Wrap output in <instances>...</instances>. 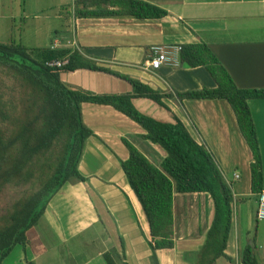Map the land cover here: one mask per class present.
Here are the masks:
<instances>
[{
	"label": "crops",
	"instance_id": "obj_1",
	"mask_svg": "<svg viewBox=\"0 0 264 264\" xmlns=\"http://www.w3.org/2000/svg\"><path fill=\"white\" fill-rule=\"evenodd\" d=\"M86 1L92 0H25L28 9L22 12L25 18L43 16L48 23L61 22V31L54 32L49 48L79 51L99 67L163 92L214 88L216 82L203 66L145 69L144 61L154 44L204 43L238 87L264 88V0H143L167 12L161 18L146 19L77 16V7L96 12L119 9L114 3L117 0L85 5ZM0 12V19L14 18L7 1L0 0ZM60 78L71 87L95 93H128L132 89L124 79L99 70L63 72ZM132 101L142 113L156 119L172 121V113L179 117L193 138L211 152L231 188L232 226L225 254L233 261L222 256L214 264H239L247 245L253 247L258 264H264V220L256 218L258 195L251 192L252 153L229 103L224 99L165 98L168 111L147 98ZM248 105L262 157L264 191V98L249 99ZM81 110L84 123L94 133L86 140L78 166L87 180L66 183L36 226L40 245L36 249L15 247L3 264H25V259L36 264H109L104 255L113 249L120 256L110 255L109 260L116 264H151L149 225L120 165L129 155L123 138L156 166L166 153L144 139L145 130L114 107L84 102ZM172 214L174 247L156 251L159 264H195L213 219V200L208 193L174 192ZM89 227L95 230V238L83 243L71 240ZM40 246L43 248L38 249Z\"/></svg>",
	"mask_w": 264,
	"mask_h": 264
},
{
	"label": "trees",
	"instance_id": "obj_2",
	"mask_svg": "<svg viewBox=\"0 0 264 264\" xmlns=\"http://www.w3.org/2000/svg\"><path fill=\"white\" fill-rule=\"evenodd\" d=\"M96 2L86 1L85 5ZM114 3L118 10L96 12L77 7L75 13L77 16L126 15L137 19L161 18L167 14L143 0ZM64 59L66 62L60 67L46 64ZM181 64L203 66L216 87L163 92L138 79L99 67L76 50L46 47L31 51L21 43L0 42V190L4 186L23 188L21 196L0 212V264L16 246L36 249L40 245L36 226L50 200L66 183L87 180L78 166L86 140L94 133L83 121L84 102L114 107L145 130L144 139L166 153L156 166L123 138L129 155L120 165L149 225L147 243L152 252L151 264H159L158 249L174 247V192L208 193L213 200V219L195 264H214L222 256L233 261L225 249L232 226L234 196L213 155L193 138L174 113L172 121H162L142 113L132 100L147 98L168 111L165 98L226 100L252 153L251 192L259 198L263 189V164L248 100L264 98V88L238 87L204 43L182 45ZM79 69L111 73L127 81L132 89L128 93H95L71 87L61 80V73ZM118 254L113 249L104 256L109 264H116L109 256L119 257ZM25 264L36 263L25 259ZM239 264H258L251 245L245 247Z\"/></svg>",
	"mask_w": 264,
	"mask_h": 264
},
{
	"label": "rangeland",
	"instance_id": "obj_3",
	"mask_svg": "<svg viewBox=\"0 0 264 264\" xmlns=\"http://www.w3.org/2000/svg\"><path fill=\"white\" fill-rule=\"evenodd\" d=\"M4 1H7L9 11L13 14L14 18L8 20L0 19V42L14 41L23 44L32 51L36 48H46L50 46V42L56 35L54 32H57V34L60 33L61 22L51 21L48 23L43 19V16L33 18V15L31 17L30 15H26L25 18L22 12L24 8L28 9V6L26 7V5L24 6L25 3L23 4L25 0L22 2L21 0ZM30 7L31 9L34 8L33 5H30ZM22 189L23 188L15 186H4L3 189L0 190V212L8 209L11 204L21 196ZM92 199L96 200L95 197ZM51 230L53 231L55 228L51 226ZM81 232V234H77L76 237L71 240L83 243L96 237L94 233L95 230L92 227ZM16 247L19 249L21 248L20 246ZM82 248L84 249L85 247L82 246ZM89 248H91V246H89Z\"/></svg>",
	"mask_w": 264,
	"mask_h": 264
},
{
	"label": "built area",
	"instance_id": "obj_4",
	"mask_svg": "<svg viewBox=\"0 0 264 264\" xmlns=\"http://www.w3.org/2000/svg\"><path fill=\"white\" fill-rule=\"evenodd\" d=\"M181 44H154L150 47L148 57L144 61V68L147 70L158 69L161 66L178 67L181 65ZM66 60H51L46 64L49 66L60 67ZM237 178L238 175L236 174ZM256 218L264 220V191H262L258 198V206L256 210Z\"/></svg>",
	"mask_w": 264,
	"mask_h": 264
}]
</instances>
